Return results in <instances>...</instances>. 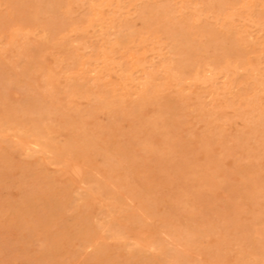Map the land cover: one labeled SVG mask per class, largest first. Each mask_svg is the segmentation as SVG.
<instances>
[{
	"label": "rangeland",
	"instance_id": "rangeland-1",
	"mask_svg": "<svg viewBox=\"0 0 264 264\" xmlns=\"http://www.w3.org/2000/svg\"><path fill=\"white\" fill-rule=\"evenodd\" d=\"M0 264H264V0H0Z\"/></svg>",
	"mask_w": 264,
	"mask_h": 264
},
{
	"label": "bare ground",
	"instance_id": "bare-ground-1",
	"mask_svg": "<svg viewBox=\"0 0 264 264\" xmlns=\"http://www.w3.org/2000/svg\"><path fill=\"white\" fill-rule=\"evenodd\" d=\"M25 141V140H24ZM22 141V142H24ZM20 143V142H19ZM34 143V142H33ZM24 145V144H23ZM29 147V145H27ZM32 146V145H31ZM22 147V146H21ZM33 147V146H32ZM34 148V147H33ZM24 149H25V146H24ZM24 149L22 151H24ZM26 150V149H25Z\"/></svg>",
	"mask_w": 264,
	"mask_h": 264
}]
</instances>
